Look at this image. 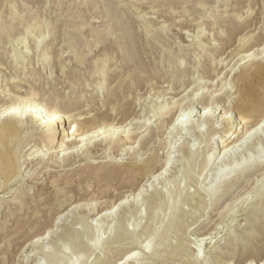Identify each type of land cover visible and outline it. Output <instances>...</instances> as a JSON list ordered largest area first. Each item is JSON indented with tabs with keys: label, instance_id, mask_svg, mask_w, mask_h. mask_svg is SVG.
<instances>
[{
	"label": "rangeland",
	"instance_id": "rangeland-1",
	"mask_svg": "<svg viewBox=\"0 0 264 264\" xmlns=\"http://www.w3.org/2000/svg\"><path fill=\"white\" fill-rule=\"evenodd\" d=\"M263 2L0 0V116L33 95L68 117L70 139H90L63 154L44 126L24 121L10 144L0 125V152L20 146L0 177V264H264V123L230 156L218 147L244 113L227 28L252 13L263 29ZM156 198L169 235L158 252L145 235Z\"/></svg>",
	"mask_w": 264,
	"mask_h": 264
},
{
	"label": "bare ground",
	"instance_id": "bare-ground-1",
	"mask_svg": "<svg viewBox=\"0 0 264 264\" xmlns=\"http://www.w3.org/2000/svg\"><path fill=\"white\" fill-rule=\"evenodd\" d=\"M259 2V1H257ZM260 4V3H259ZM262 4V2H261ZM260 4V5H261ZM264 4V2H263ZM254 7V6H253ZM264 7V6H263ZM262 7V8H263ZM261 8V9H262ZM240 9V8H239ZM237 11V10H236ZM241 11V10H239ZM243 11V10H242ZM264 11V10H263ZM249 12V11H248ZM252 12V11H251ZM254 12V11H253ZM260 12V11H259ZM255 13V12H254ZM253 13V14H254ZM247 15V11L245 13ZM251 14V20L246 19L244 21H241V18L236 16V20L233 21V24L232 25H229V27L227 28L228 29V33H227V39H229V45L233 44V42L235 43H238V47L233 51L231 50L232 53H230L231 56H233L234 58H232L233 60L235 59V56L237 58V56H241L239 58V61H243V63L241 64L240 62V66L243 65V67L245 68V71L243 72H239V75H237V73H235V67L232 68L233 65L235 64H230V68L228 70H230L228 73H226V77L229 78L228 81L230 80L232 83L231 84H234V86H236L238 88V90L240 91V99L238 100V104H236L237 106H239L236 111L239 109L241 110V113H243L242 111L244 110V113L243 115H241V126H242V129L240 131V133H236V132H231L232 134H229L228 135H225L224 136V139L221 140V143L218 145L219 149H222L225 154H224V157L225 155L228 156L229 154L231 153H235V151L239 150V148H241L249 139V132L248 130H244L245 128H256V130H260V125L264 123V49H262V47H264V28L262 29L261 26L259 24V21L257 22L256 20H253V15L252 13ZM261 14V13H260ZM264 14V13H263ZM244 15V14H243ZM249 15V13H248ZM256 15V14H255ZM254 15V16H255ZM262 15V14H261ZM248 17V16H247ZM246 17V18H247ZM259 19V17H257ZM262 18V17H260ZM263 18H264V15H263ZM259 19V20H263L262 23H264V19ZM261 22V21H260ZM203 26V25H202ZM254 28L253 30H249L250 28ZM264 27V26H263ZM201 30V29H200ZM199 30V34L197 35H193L195 36V40H197V38H199V35L201 36L203 34V31H200ZM249 30V31H248ZM248 31V32H247ZM228 45V44H227ZM236 46V45H235ZM231 47V45H230ZM226 47H224L223 49H225ZM195 51H197V53L201 54V56H206L207 55V52L205 50V48L203 47L202 44H196L195 45ZM228 50V48H227ZM194 51V52H195ZM208 51V50H207ZM228 55V54H227ZM200 56V55H199ZM259 56H261L259 58ZM228 57V56H227ZM226 57V58H227ZM231 59V57H230ZM229 59V60H230ZM231 59V60H232ZM209 64H210V61L211 59L209 58ZM225 61V60H224ZM228 61V60H227ZM230 62V61H229ZM238 62V61H237ZM250 65H246L247 63H250ZM235 63V62H234ZM238 64V63H237ZM236 64V65H237ZM227 65V63H226ZM238 66V65H237ZM250 66H254L252 68H250ZM226 67V66H225ZM211 68L209 65L208 67L204 68L201 72V74H203V76L205 78H212L214 79L215 77H218V74L215 75L214 73H212L211 71ZM227 68V67H226ZM237 69V67H236ZM239 69V68H238ZM237 69V70H238ZM243 69V68H242ZM222 72V71H221ZM234 72V73H233ZM237 72V71H236ZM224 73V72H223ZM233 73V74H232ZM200 74V75H201ZM225 74V73H224ZM232 74V76H231ZM220 75V74H219ZM224 77V78H226ZM204 78V79H205ZM209 79V80H210ZM225 79H223L222 81H220V86L222 88H225L226 86L229 85V82L228 81H224ZM208 81V80H207ZM212 81V80H211ZM218 81V80H217ZM224 81V82H223ZM216 83V82H215ZM204 84V83H203ZM206 84V83H205ZM218 85V84H216ZM204 86V85H203ZM206 86H208L206 84ZM218 87V86H217ZM235 87V88H236ZM209 88V87H208ZM221 88V90H222ZM229 88V87H228ZM207 89V87H206ZM212 90H215V89H212ZM228 90V89H226ZM232 90V89H231ZM237 90V91H238ZM224 93V92H223ZM227 93V92H226ZM239 93V92H238ZM225 95V94H224ZM220 96V95H219ZM27 99V98H26ZM218 99V98H217ZM9 100V99H8ZM222 100L223 102V99L221 98L220 101ZM225 100V99H224ZM26 101V100H25ZM35 101V96H30L28 98V101H27V104H18V105H10V107L8 109H6L8 107V105H6V110H4V115L0 116V125L1 126V129L5 132L4 134V137H3V140L4 141H7V142H13V132H15L16 128L21 126V124L23 123V125L25 124L24 121L26 120H29V121H32V123H36V124H39L41 126H44L45 128H47V131H46V134H47V140H48V144H47V147H52V146H55V140H56V137H58V140H57V143L61 140L62 144H61V147H60V152H63L64 150L68 151L67 149L68 148H72L77 146V148L79 150H74L76 151V153L80 152V151H83L84 148L86 147V144H85V141L87 140H90V139H80L78 140V136L80 135L79 134V130H77V134H73V135H76L75 138L73 139H70V136H69V133H70V123L69 122V119L68 117L66 118L64 115L61 116L60 114H58L57 112H54L52 110H49L48 108H41L37 105V103L34 102ZM9 101H7L6 103H8ZM12 102V99L11 101ZM9 102V104H11ZM16 102V100L14 101ZM12 102V103H14ZM5 103V104H6ZM19 103V102H18ZM21 103V102H20ZM230 103V102H229ZM4 104V105H5ZM217 104V103H216ZM219 105V103H218ZM222 105V104H221ZM231 105V104H229ZM235 105V106H236ZM5 107V106H4ZM203 107V106H202ZM222 107V106H221ZM215 108V107H214ZM220 108V107H218ZM230 108V106H229ZM48 109V110H47ZM203 111H206L205 108H202ZM233 109V108H232ZM2 110H0L1 112ZM3 112V111H2ZM228 112V111H227ZM240 111H238V114H239ZM209 112L203 114V116L205 115L206 117H208V114ZM240 113V114H241ZM79 115V114H78ZM212 115V114H211ZM231 115V114H230ZM239 116V115H238ZM211 118V117H208V119ZM252 120V121H251ZM77 121V120H76ZM28 122V121H27ZM179 122V121H178ZM177 122V123H178ZM56 124L59 125V127L61 128V130H59V127H56ZM80 125V123H79ZM78 125V126H79ZM72 126V125H71ZM39 127V126H37ZM264 127V126H263ZM44 128V129H45ZM259 128V129H258ZM43 129V128H42ZM72 129V128H71ZM91 129V128H90ZM95 130V128H93ZM92 129V130H93ZM89 130V129H87ZM256 131V133H257ZM84 131H82L81 133H83ZM91 132V131H90ZM89 133V132H88ZM94 131L91 133L93 134ZM251 134V132H250ZM85 135V134H84ZM89 135V134H87ZM91 136V135H90ZM94 136L92 137H89V138H93ZM138 137V136H137ZM136 138V137H134ZM132 138V139H134ZM142 139V138H141ZM102 144L103 143H106L107 145L109 144V141L108 140H101ZM131 141V140H130ZM143 141V140H141ZM79 142H82L83 143V147H80L81 144L79 145ZM105 144V145H106ZM139 144V143H138ZM141 144V143H140ZM67 145V147H65ZM79 145V146H78ZM97 145V144H96ZM100 145V146H101ZM103 145V148L104 146ZM133 145V144H132ZM70 146V147H68ZM88 146V144H87ZM144 146V145H143ZM107 147V146H106ZM142 147V146H141ZM97 148V147H96ZM18 149L20 151V146L18 148H10L9 151H1L0 152V177H3L5 180H10L11 177L14 176V174L16 173V168H18V161H19V156H18ZM241 150V149H240ZM73 151V153H74ZM72 152V150H71ZM69 152V153H71ZM88 152V151H87ZM139 152V150H138ZM68 153V152H67ZM68 153V155H69ZM53 154V152H52ZM64 154V152H63ZM66 155V154H65ZM67 155V156H68ZM71 155V154H70ZM77 155V154H76ZM12 156L15 158V161L13 164L9 163L10 160H9V157ZM18 156V158H17ZM53 155H49V158H51V160L53 159L52 158ZM230 156V155H229ZM56 157V154L54 152V158ZM72 157V156H71ZM73 157L74 154H73ZM77 157V156H76ZM75 157V158H76ZM88 157V156H87ZM210 158V155L208 156ZM58 158V157H57ZM64 158L66 159V156H64ZM85 158V157H84ZM89 158V157H88ZM44 159V158H43ZM56 159V158H55ZM72 159V158H71ZM41 160V159H40ZM74 160V159H73ZM82 160V159H81ZM87 160V159H86ZM208 160V159H207ZM9 161V162H8ZM67 161V160H66ZM71 161V160H70ZM210 161V160H209ZM209 161H205V165L203 164V168L206 169L207 168V163L210 164ZM76 162V160H75ZM17 164V166H16ZM39 164V163H38ZM37 164V165H38ZM135 165V164H134ZM156 165V164H155ZM132 166V164H131ZM127 167V165H126ZM152 167V166H151ZM132 169V168H131ZM134 169V168H133ZM143 169V168H142ZM145 169V168H144ZM149 169V168H148ZM153 169V167H152ZM131 171V170H130ZM138 171V170H136ZM154 171V169H153ZM126 172V171H125ZM124 172V173H125ZM139 172V171H138ZM137 172V173H138ZM206 172V171H205ZM136 174V173H135ZM139 174V173H138ZM222 171L219 173L218 171V174H217V178L219 180V182L217 181V183H219V188L221 186L224 185V181H222V178H223V175H222ZM123 175V174H122ZM125 175V174H124ZM145 175V174H143ZM149 175V174H147ZM104 176H106V178H109L111 180H114L116 179L119 174H108V173H105ZM136 176V175H135ZM139 176V175H138ZM152 176V175H150ZM121 177V176H120ZM144 177V176H143ZM139 178V177H138ZM145 178V177H144ZM153 178V177H152ZM137 180V179H136ZM152 180V179H151ZM112 182V181H111ZM138 182V181H137ZM127 184V183H126ZM133 183L131 182L130 185H132ZM124 185V184H123ZM141 185V184H140ZM126 186V185H125ZM128 186V185H127ZM123 187V186H122ZM133 186H131L132 188ZM135 187V186H134ZM139 187V186H138ZM128 188V187H127ZM130 188V189H131ZM136 189V188H135ZM123 190V189H122ZM128 190V189H127ZM117 191V190H116ZM133 191V190H132ZM125 192V191H124ZM117 193V192H115ZM113 194V193H112ZM120 194V193H119ZM117 194V195H119ZM129 194V193H128ZM123 196V195H122ZM121 197V196H120ZM129 197V196H128ZM114 202V201H112ZM160 203H161V200L159 198H156L155 199V203H154V207H153V210H152V222H154L155 224H157L156 228L155 226L153 225H150V229H149V233L147 232L145 235H149V237H152L154 234H155V238L158 239L157 241V244H155V250L158 252V250L162 249V246L163 245V239H166L163 235L164 233V230L163 227L165 225V221H166V216H167V210L164 211H159V212H166L162 217L159 218V216H157V214H160L158 212V209H160ZM63 203H61L62 205ZM114 205V203L112 204ZM178 214H180V211L179 209L175 210V213L173 214L174 216H177ZM176 218V217H175ZM157 220V221H156ZM175 223V222H174ZM154 227V228H153ZM171 227V226H170ZM124 228H125V225H124ZM168 228V227H166ZM154 229H156V233L154 231ZM148 230V229H147ZM152 230V231H151ZM169 230V228H168ZM168 230L166 232H168ZM175 230V226L172 225L170 231L171 233L173 234ZM163 231V232H162ZM169 231V232H170ZM151 232H152V236L151 235ZM168 234V233H167ZM118 235V234H117ZM116 236V235H114ZM146 238L147 241L150 240V238ZM117 238V237H116ZM120 239V238H118ZM117 240V239H116ZM166 241V240H165ZM171 247V246H170ZM173 250V249H172ZM42 255H45V257L47 258V256L49 257L50 255H46V254H43L41 253ZM159 254V253H158ZM32 255V254H31Z\"/></svg>",
	"mask_w": 264,
	"mask_h": 264
}]
</instances>
